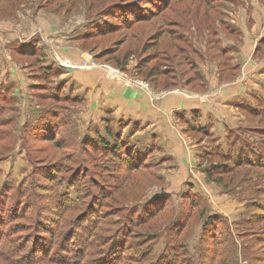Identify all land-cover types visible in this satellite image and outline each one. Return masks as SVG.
<instances>
[{"label": "rangeland", "instance_id": "374dc122", "mask_svg": "<svg viewBox=\"0 0 264 264\" xmlns=\"http://www.w3.org/2000/svg\"><path fill=\"white\" fill-rule=\"evenodd\" d=\"M20 1L13 8L1 3L5 7L0 9V23L19 21L18 14H24L28 24L29 10H45L60 12L66 21L85 13L87 30L116 24L114 33L80 39L87 54L76 68L88 69L93 59L112 65L132 51L127 69L121 70L147 81L151 90L150 82L138 75L142 62L173 71L169 55L176 54L175 62H191L206 40L220 56L215 30L224 29L220 21L227 8L242 5L241 0H182L185 11L177 14V0H171L150 22L130 26L122 20L130 3L143 8L149 6L145 0ZM169 1L151 0V9L158 12ZM205 7L211 10L207 18ZM195 11L198 19L191 18ZM154 33L158 47L143 48L145 42L150 46ZM173 42L178 50L170 48ZM20 44L14 41L3 49L0 67L9 68L15 61V69L30 83L29 75L39 74L40 60L20 54ZM189 67L182 63L178 74L169 77L182 84L192 76ZM8 70L0 83V230L4 249L23 244L20 257H15L18 264H264V79L254 88L251 103L244 104L242 124L226 133L209 128L194 134L201 144L199 163L194 158L184 176H163L149 148L142 166L131 171L118 169V160H108L96 144L93 148L94 138L76 128V102L48 98L49 89L56 92L59 82L52 75L32 90V97L31 89L25 90L28 85L26 92L14 93ZM56 94L68 96L61 90ZM32 100L43 106V113ZM39 115L52 117L54 137L41 135L47 127L34 126L39 121L33 118ZM108 121L113 130L115 122L122 130L126 126L125 119ZM211 164L220 168L209 179L205 169ZM3 255L0 264H8L1 260Z\"/></svg>", "mask_w": 264, "mask_h": 264}, {"label": "crops", "instance_id": "0c3cea01", "mask_svg": "<svg viewBox=\"0 0 264 264\" xmlns=\"http://www.w3.org/2000/svg\"><path fill=\"white\" fill-rule=\"evenodd\" d=\"M241 2L242 5L234 4L225 10V18L220 21L225 27L215 30L224 55L214 53L206 40L191 58L201 76L198 83L185 80L175 88L153 86L149 91L109 78L102 68H76L87 54L79 44L88 28L85 13L66 21L60 12L29 10L28 24L24 22V14H18L19 21L1 22L0 64L4 48L9 49L14 41L23 42L18 49H34L40 66L57 70L53 75L59 81L55 91L71 95L76 102V128L80 132L86 134L87 130L92 138L99 134L111 140L106 132L107 120L125 119L123 130L114 123L116 134L122 132L129 143L144 151L152 150L161 175L184 176L189 174L194 158L198 164L201 157V144L194 134L208 132L209 128L212 132L226 133L242 124L244 104L251 103L254 88L264 79V0ZM204 35L207 37L206 32ZM54 56L60 58L59 62ZM65 61L70 63L67 68L61 65ZM13 65L0 67V83L10 69L14 93L31 89L33 97L32 90L42 84V78L31 74L29 83L25 73ZM32 103L43 113V106L33 100ZM40 116L33 120L39 121Z\"/></svg>", "mask_w": 264, "mask_h": 264}, {"label": "trees", "instance_id": "16d2710c", "mask_svg": "<svg viewBox=\"0 0 264 264\" xmlns=\"http://www.w3.org/2000/svg\"><path fill=\"white\" fill-rule=\"evenodd\" d=\"M207 1L208 0H204ZM7 3L9 5V8H13L15 5L19 6L22 4V2L20 0H0V9L1 8H4L5 6L1 3ZM145 4H149V6H145L143 8H139V4H136L135 1H132L129 5V8L127 10V15L125 18H123L122 20H124V22L126 21L127 24H129L130 26L132 25H136L138 23H143V22H150L151 19L154 18V16H156L157 14L159 15L160 12H162L163 10L165 9H168V6L171 4V0L169 1V3H164V5L162 6V8H160L158 10V12H153V3L151 2V0H145L144 1ZM183 3L182 0H177L176 2V5H177V10H172L173 12H177V14H182V12H184L185 10L182 8L181 4ZM210 3V2H209ZM208 6V5H207ZM153 7V8H152ZM152 8V9H151ZM151 9V10H150ZM171 9V8H170ZM141 11H147L148 14H144L143 12L141 13ZM150 11V12H149ZM205 12V13H204ZM204 16L207 18L209 15H211V10H208L206 7L204 9ZM206 14V15H205ZM192 15V19H198V14L196 13H193L191 14ZM200 18V19H203V20H206V18ZM116 24H113V25H110V26H107V27H101L100 25L99 26H96L94 29H89L85 32V34L82 36V39L84 41H87V40H90L91 38H93L94 36H98V35H107V34H110V33H114L115 32V29H116ZM157 33H154L152 34V41H151V44L149 46L148 42L144 43L143 44V48L145 49H150L152 47H158L159 45V37L156 36ZM160 37L162 36L161 34H158ZM215 35V34H214ZM216 36V35H215ZM219 42V40H216ZM264 41V40H263ZM169 46V45H168ZM261 46V43H259L258 47ZM170 48H173L175 50H178L179 48H177L175 42L171 43L170 44ZM168 49V48H167ZM20 54H26V55H31V56H34V57H39L37 52L34 51V49H28V47H24L23 49H18L17 50ZM33 51V52H31ZM220 56H223L224 53H223V50L220 49ZM181 53V52H180ZM183 53V51H182ZM132 54V51H128L126 52L122 58H118V60H115V61H112V65L122 69V70H126L127 69V63H128V60L130 59V56ZM151 55V54H148L146 56V58ZM169 63L172 64V69L173 71H170V70H166V68H162V66L160 65H157V66H152V67H148L149 66V63H144L143 62L141 63L142 65L139 67H137L138 69V75H140L141 77L145 78L146 80H148L150 82V84L154 87H164L166 89H169V88H175L177 87L180 82H176L174 81L173 79L174 78H170L169 75L170 74H173V75H177L178 72L176 71L178 69V67L180 66V64L184 66H189L191 65V67H189L190 70L188 71H193L192 73V76H189L188 78H186L187 82L188 83H191L194 81V83H198L201 79V76L195 71L196 69V66L193 62H183V60L181 59L180 61L178 62H175V58H176V54L173 56V55H169ZM145 58V60H146ZM226 60V59H224ZM40 63V62H39ZM177 63V64H176ZM145 67V70L143 71L141 69V67ZM57 72V70L53 67L51 68H46L44 66H40V70H39V76L42 78V80H45L49 75H54L55 73ZM187 72H185V75H186ZM162 76L164 78H162ZM52 88V87H51ZM51 88H47V91L50 90V94H49V97L51 100H55L57 101L58 99H65L66 101L67 100H71V101H74V99H70L69 97H65L64 95L61 96V95H57L56 92L52 91ZM49 89V90H48ZM52 91V92H51ZM47 93V92H46ZM249 110V108H248ZM52 118V117H51ZM51 118H44V117H41L39 122L36 123L34 126L36 127H40L45 129L46 127L48 128V130H46V133L44 134H41V135H47V136H55V132L54 130H52V127L50 126H53L52 124H50V119ZM54 120V118H53ZM60 121V120H58ZM60 126V125H59ZM58 126V129L60 128ZM54 127V126H53ZM232 130V129H231ZM45 131V130H44ZM106 132L107 134L111 137V140L107 139L106 137H103L101 135L98 134V136L96 138H94V144H93V148L94 145L96 144V146L98 147L97 149H99V151L102 152V155H105L106 158L108 160H110L111 162L115 163L114 161L118 160V166L117 168L118 169H122V168H125L126 170L128 171H131V170H136L138 169L139 167L142 166V162L144 161L145 159V155H144V150L141 149L140 147L136 146V145H133L131 143H129L128 141H126L123 137H122V134L121 133H115L113 129H111L109 126L106 127ZM97 142V143H96ZM220 168V164H211L208 168L205 169V173L207 175V177L209 179H212L214 178V175L215 173L217 172V170ZM218 179V178H217ZM221 182V181H220ZM160 197V196H159ZM161 197L162 198H166L167 200H170V196H168V194H161ZM2 216L0 215V225H2L1 223L2 222ZM210 220H212L211 218H209L206 222V224L204 225V231H207V228L209 226V222ZM3 229V228H2ZM45 234L48 233V231L46 230L44 232ZM4 236H3V233L1 232L0 230V254H4L2 257L1 260H3L5 263H8V264H18L17 262V259L15 257H20L18 252L21 251V249H24L23 248V244H21L20 248L19 246H15L14 249H11V250H8L7 248L4 249ZM12 256V258H9L8 259V256ZM16 259V260H15ZM26 260V259H24ZM25 262V261H24ZM108 264V263H106Z\"/></svg>", "mask_w": 264, "mask_h": 264}, {"label": "built area", "instance_id": "2783aa9c", "mask_svg": "<svg viewBox=\"0 0 264 264\" xmlns=\"http://www.w3.org/2000/svg\"><path fill=\"white\" fill-rule=\"evenodd\" d=\"M61 65L68 66L70 63L68 61L66 62H61ZM95 66L97 67H102L106 70V74L109 78H114V79H122L126 81V84L129 85H136L142 88H145L147 90H151V86L147 81H144L142 79H138L137 77H128L127 74L124 73L121 69L114 67L111 64L105 63V62H99L96 59H93V66L89 65L88 68H94Z\"/></svg>", "mask_w": 264, "mask_h": 264}]
</instances>
